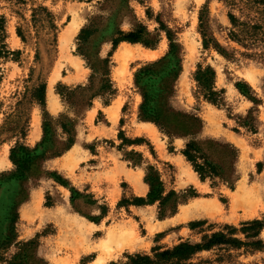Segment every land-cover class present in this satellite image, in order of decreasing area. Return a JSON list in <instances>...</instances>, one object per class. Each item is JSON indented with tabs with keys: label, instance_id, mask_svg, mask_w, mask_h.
Returning a JSON list of instances; mask_svg holds the SVG:
<instances>
[{
	"label": "rangeland",
	"instance_id": "rangeland-1",
	"mask_svg": "<svg viewBox=\"0 0 264 264\" xmlns=\"http://www.w3.org/2000/svg\"><path fill=\"white\" fill-rule=\"evenodd\" d=\"M0 14L5 43L18 51L0 62V240L14 210L16 239L35 237L36 255L46 264H96L99 241L113 228L131 230L137 243L98 264L182 240L198 241L225 224L239 227L251 219L262 221L258 238L264 239V42L243 45L228 37V14L259 24L264 0H0ZM138 23L145 26L148 40L156 35L152 46L121 41L112 48L118 31L127 32ZM160 24L177 44L180 65L167 101L173 110L200 118L192 136L169 138L155 122L139 116L142 89L135 76L167 51ZM82 30L90 34L80 44ZM202 33L210 40L207 48L202 47ZM107 53L114 94L107 103L94 96L89 105L74 107L80 95L62 96V88L88 84V64ZM196 64L213 69L214 86L223 90L221 105L196 96ZM40 81L45 82L42 107L30 97ZM237 81L250 87L253 100L238 92ZM147 82L152 89L158 78ZM248 113L252 131L237 123ZM44 120L48 130L42 142ZM63 123L73 141L57 152L66 136ZM119 130L126 138H141V143L118 148ZM188 139L200 143L215 164L225 159V144L234 147L232 180H200L180 153ZM15 143L37 151L23 176L10 179L14 168L8 150ZM131 151L140 155L137 165L127 160ZM147 165L155 166L164 193L173 190L172 197L163 205H118L145 195ZM237 192L242 198L232 209ZM206 204L217 205L221 213L199 208ZM193 221L201 224L191 229ZM13 250L10 245L3 253L8 256ZM191 262L264 264V244L257 250L213 248L197 253Z\"/></svg>",
	"mask_w": 264,
	"mask_h": 264
},
{
	"label": "trees",
	"instance_id": "trees-1",
	"mask_svg": "<svg viewBox=\"0 0 264 264\" xmlns=\"http://www.w3.org/2000/svg\"><path fill=\"white\" fill-rule=\"evenodd\" d=\"M228 20L232 24V29L228 33V37L243 45L253 44L256 41L264 42L259 37H264V18H261L259 24H248L245 21L237 20L232 14H228ZM159 29L164 32L167 40V51L158 59L149 62L142 66L136 76L137 84L141 85L142 101L139 105V116L142 119L150 120L158 125V128L165 133L169 138L173 136H192L195 135L200 126L201 120L195 113H186L173 110L168 104V95L172 90L170 81L173 80L179 70V58L177 56V44L174 42L172 34L160 24ZM90 34L88 30L80 31L78 40L82 41ZM148 32L145 26L138 23L134 28L127 32L118 31L116 36L111 39V46L114 48L119 42L126 41L129 43L140 42L144 45L152 46L156 42L147 39ZM5 20L0 14V62L16 56L17 50H9L5 43ZM201 44L203 48L210 45V40L202 33ZM215 46V45H214ZM217 49V47H216ZM109 53L97 62H90L91 73L88 77V84L76 85L73 88H62V96L72 95V92L80 95L79 102H74V107L83 108L89 105L91 98L99 96L103 98V103H107L110 97L114 94L109 78ZM157 65V66H155ZM158 78V84L152 87L147 81ZM194 81V92L196 96L210 102L214 105L222 104V89H217L214 86V71L211 67H201L196 64V68L192 73ZM234 87L244 96L250 95V87L244 82H235ZM64 90V92H63ZM45 82L40 81L32 88L30 93L33 99L40 107L44 105ZM251 99L254 98L252 96ZM249 112V111H248ZM46 115V113H44ZM239 125L252 131V115L248 113L245 117L240 118L237 122ZM45 140L48 122L44 120L42 123ZM62 129L66 134L62 146L57 152L63 151L72 144L73 138L66 124H62ZM117 137L120 139L118 148L123 144H140L141 138H126L119 130ZM227 148L225 159L220 158L221 162L215 164L208 159L205 151L200 143L188 139L180 153L189 162L192 169L198 174L200 180L205 177L212 178L219 176L227 181L232 180L231 160L235 157V149L229 144H225ZM42 146H39V150ZM37 149L29 148L23 144L15 143L8 150V158L13 165V172L8 176L10 179H15L23 176L28 164L35 155ZM140 155L131 151L128 156V161L131 165L139 163ZM143 181L148 185V190L144 196H133L129 200H120L117 204L125 201L132 205H146L157 202L163 205L174 194L173 190H168L164 193L161 180L158 177L154 165L144 167ZM17 213L14 210L7 217L6 234L0 240V264H46V262L36 255L37 240L36 238L17 240L14 231V222ZM200 221L189 223V227L200 225ZM262 227V221L259 219L246 220L239 223V227L233 225H224L223 230L203 234L198 241L182 240L173 244L169 248L159 250L151 248L150 253H131L124 254L123 260L110 261L108 264H192L191 259L201 251H208L213 248H222L224 250L251 248L253 250L260 249L264 244V239L258 238L259 231ZM241 234V236H239ZM13 246V252L6 256L3 251L8 246Z\"/></svg>",
	"mask_w": 264,
	"mask_h": 264
},
{
	"label": "bare ground",
	"instance_id": "bare-ground-1",
	"mask_svg": "<svg viewBox=\"0 0 264 264\" xmlns=\"http://www.w3.org/2000/svg\"><path fill=\"white\" fill-rule=\"evenodd\" d=\"M123 54L124 53L121 52L120 55L122 56ZM241 198H242L241 192L239 193L237 192L232 196V202H233L232 209H234L238 205V202L240 201ZM199 208L204 212L210 214L214 212H217L218 214L221 213V209L217 207V205L211 206L206 204L203 206H199ZM134 235L135 234L131 230L126 229L124 227L109 229L106 235L103 237V239L99 241L100 242L99 248L101 253L96 259V264L100 263L102 260L110 256L112 253H114L117 250H121L127 247H134L137 243Z\"/></svg>",
	"mask_w": 264,
	"mask_h": 264
}]
</instances>
